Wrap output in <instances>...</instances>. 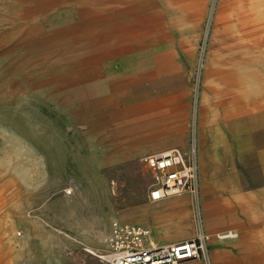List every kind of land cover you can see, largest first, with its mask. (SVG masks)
I'll use <instances>...</instances> for the list:
<instances>
[{"label":"rangeland","instance_id":"374dc122","mask_svg":"<svg viewBox=\"0 0 264 264\" xmlns=\"http://www.w3.org/2000/svg\"><path fill=\"white\" fill-rule=\"evenodd\" d=\"M132 4L0 0V264H105L113 219H157L141 157L186 148L193 132L197 198L162 201L189 199L196 227L164 238L203 229L209 248L242 234L222 243L226 263L264 264V0H161L164 24L129 42L132 74L107 76L101 39L117 18L105 13ZM155 46L165 52L135 70ZM190 216L172 213L156 231L174 234Z\"/></svg>","mask_w":264,"mask_h":264},{"label":"built area","instance_id":"2783aa9c","mask_svg":"<svg viewBox=\"0 0 264 264\" xmlns=\"http://www.w3.org/2000/svg\"><path fill=\"white\" fill-rule=\"evenodd\" d=\"M197 154L194 132L186 148L173 146L144 154L141 158L151 175L149 200L160 201L185 192L197 198ZM151 236L149 225L113 219L106 247L99 256L105 264H180L194 259L199 264H211L209 236L203 229L177 242L158 243Z\"/></svg>","mask_w":264,"mask_h":264},{"label":"crops","instance_id":"0c3cea01","mask_svg":"<svg viewBox=\"0 0 264 264\" xmlns=\"http://www.w3.org/2000/svg\"><path fill=\"white\" fill-rule=\"evenodd\" d=\"M163 1H164V7L167 8V3L168 1L170 2V0H163ZM160 2L161 0L159 1L157 0H133V4H132L133 10L132 11H129L126 13H120L118 11L105 13V17L117 18L114 25L111 27V29H109L107 31V34L101 39V48L106 49V55L101 56L100 64L103 66V69L105 70V74L107 76L110 75L113 77L114 76L117 77L120 75L132 74L131 73V70L133 69L132 64L135 62V60L133 57L125 54L130 49L129 42L133 40H139V39L145 38L146 37L145 33L148 30L154 29L157 31L158 30L157 25L164 24L165 21L162 19V14L160 13L158 9ZM146 6H148L149 11H147ZM121 15L134 16V19H133L134 24L138 25V27L136 28L130 27V25L133 22L131 20H120L119 16ZM168 15L169 17L172 16V14H170L169 12H168ZM111 39H113L112 43H111ZM153 50L155 52L154 59L148 58L147 60H144V61L143 60L136 61L135 70L141 68L143 64L154 61L156 57H158L159 55L161 56V54L165 52V50L159 46H155ZM171 202L173 201L172 200L167 201V203H171ZM204 204H206V201L204 202ZM183 218L181 217V219ZM226 223L223 221H220L217 226L218 228H225L226 226H228V224ZM222 234H226V233H222ZM222 234L219 235V238H221L220 236ZM155 235L156 233L152 229L151 238H153V241H156L158 243L168 242V241H157V239L154 237ZM243 237L244 236H242V234H239V236L237 237H227L226 236V238L222 237V239H218V241H223L222 243H227V242L234 243V242L244 239ZM222 243L220 242V243L210 244L209 245V256L210 258L212 256V260H216L218 264H227L226 257L231 255V250L229 251V249H227L226 246L223 245ZM249 256L250 255H245L244 257H249ZM182 263L196 264V259L189 260V261L182 262Z\"/></svg>","mask_w":264,"mask_h":264},{"label":"bare ground","instance_id":"6f19581e","mask_svg":"<svg viewBox=\"0 0 264 264\" xmlns=\"http://www.w3.org/2000/svg\"><path fill=\"white\" fill-rule=\"evenodd\" d=\"M253 40H254L253 47L261 48V46L263 45V38H261L260 36H256L255 39H253ZM248 46H249V44H248L247 40H245L244 38H241L240 41L237 43V47H239V48H243L244 49V48H247ZM261 51H262V49H261ZM145 60H147V59H145ZM164 66H166V65H164ZM242 67H244V66H242ZM157 68H158V66H157ZM164 69H162V70H164ZM239 69H240V67H239ZM243 96H245V94H243L241 96L238 94L235 97L242 98ZM176 196H178V195H176ZM169 200H172L173 202L167 203V201H169ZM189 203H190L189 199H186L185 197L182 196V197H174V198L167 199V200H164V201L160 200L156 204H153V205L150 206V209H152L153 212L157 215V219L154 221V224H150L151 229H153V231L156 233V235H158V234L161 235V236H157V238H156L157 241H167V239H165L164 236H167V237H175V236L187 237V236H189L191 234V232H193L194 228L196 227V222H195V220L193 219V216H192L193 215V210H191V208L189 206H187ZM173 207H175V208L177 207L179 209L172 210V211L168 209V208L171 209ZM172 213L179 214L181 216L190 214L191 215L190 216L191 220H190V223L188 224V226H186L184 223H182V224L179 223L178 229L176 230V233H174V234L170 233L169 230H166V229L161 230L159 228V230L156 231L158 229V227H160L159 224H161L164 221H168V219H170V216H171ZM183 221H187V220L184 219ZM231 234H232L231 237L235 236V233L231 232ZM226 236H230V233L222 234L220 237L222 238V237H226ZM247 261H248V259H247Z\"/></svg>","mask_w":264,"mask_h":264}]
</instances>
